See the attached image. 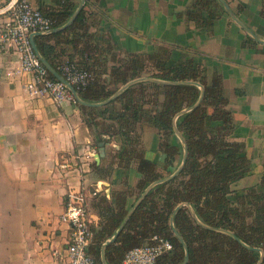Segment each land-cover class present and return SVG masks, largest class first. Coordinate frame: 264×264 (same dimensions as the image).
<instances>
[{
	"label": "trees",
	"instance_id": "1",
	"mask_svg": "<svg viewBox=\"0 0 264 264\" xmlns=\"http://www.w3.org/2000/svg\"><path fill=\"white\" fill-rule=\"evenodd\" d=\"M75 7L70 0H61L57 7L39 10L52 20L53 28H58L71 18ZM86 13L83 10L60 33L35 38L41 55L59 72L60 66L69 62L92 74L87 86L77 89L84 101L102 102L126 83L143 77L194 81L205 88L202 103L177 120L188 146L183 171L150 191L116 242L107 248L108 264H123L129 250L154 245V237L173 244V250L161 255L156 264H183L185 248L175 237L170 221L175 209L185 203L194 208L204 224L229 230L247 245L264 251V173L256 187L233 198L232 185L250 173L251 161L243 145L229 140L235 127L222 77L216 75L208 80L205 69L195 58L177 59L170 51L161 56L126 53L122 57L111 41L96 40ZM223 15L225 11L217 0H195L184 13L186 20L199 30L212 28ZM200 95V88L194 85L140 82L103 107L77 104L96 147L113 138H120L122 143V148L112 156L110 167L93 164L97 178L110 179L115 164L124 169L136 164L141 176L135 187L137 200L150 184L172 174L183 155L174 133V118L196 104ZM143 125L162 134L160 149L165 156L162 165L146 157ZM177 158L179 164L174 167ZM132 192L130 188L113 192L110 198L102 192L89 203L91 213L99 218L98 225L93 226L89 248L96 264H102L103 244L127 217ZM174 226L188 247V264H257L260 259V252L245 248L231 236L200 226L186 206L176 214Z\"/></svg>",
	"mask_w": 264,
	"mask_h": 264
},
{
	"label": "crops",
	"instance_id": "2",
	"mask_svg": "<svg viewBox=\"0 0 264 264\" xmlns=\"http://www.w3.org/2000/svg\"><path fill=\"white\" fill-rule=\"evenodd\" d=\"M28 1L38 9L61 2ZM70 1L75 8L80 3ZM194 1L87 0L83 10L96 40L111 41L122 57L170 51L177 59L195 58L208 80L222 77L235 127L229 140L243 145L251 161L250 173L232 185L236 199L256 187L264 173V43L251 38L226 13L212 28L197 29L184 16ZM227 1L264 41V0ZM7 2L0 0V10ZM19 66L18 54L0 50V264H65L53 250L62 253L67 246L69 228L61 215L69 189L92 191L99 186L109 190L110 198L113 192L130 188L132 208L141 176L136 164L129 169L115 164L112 177L99 180L93 172L99 145L94 144L79 104H56L48 96L29 95L28 77L18 74ZM141 130L146 157L162 165V134L148 125ZM105 144V156L96 164L107 168L122 143L113 138ZM93 216L97 226L99 218Z\"/></svg>",
	"mask_w": 264,
	"mask_h": 264
},
{
	"label": "built area",
	"instance_id": "3",
	"mask_svg": "<svg viewBox=\"0 0 264 264\" xmlns=\"http://www.w3.org/2000/svg\"><path fill=\"white\" fill-rule=\"evenodd\" d=\"M0 50H13L19 56L18 74L26 75V92L33 97H50L56 104L74 102L69 89L60 81L51 78L50 73L38 59L31 44L34 33H46L53 29V22L28 0H8L0 10ZM60 74L75 89L84 88L92 74L76 63L66 62L59 68ZM94 153L91 154V157ZM109 190L96 187L70 188L66 194L61 221L68 225L69 236L64 251L53 250L55 258L64 259L65 264H96L89 253L93 241L94 216L89 207L90 197H96ZM154 245L136 247L127 252L123 264H156L157 259L173 250V244L164 238L154 237Z\"/></svg>",
	"mask_w": 264,
	"mask_h": 264
},
{
	"label": "water",
	"instance_id": "4",
	"mask_svg": "<svg viewBox=\"0 0 264 264\" xmlns=\"http://www.w3.org/2000/svg\"><path fill=\"white\" fill-rule=\"evenodd\" d=\"M223 7L225 13L227 14V16L233 21L235 22L239 27H241L251 38H253L254 40H256L257 42H261L264 43L263 40H261L237 15L236 13L233 11V9L231 8L230 4L228 3L227 0H217ZM86 2L87 0H80V3L78 4L77 8L75 9L73 15L71 16V18L66 22V24H64L63 26H60L58 28H53L52 30L46 32V33H34L30 36L31 39V44L32 47L34 49L35 54L37 55L38 59L41 61V63L44 65V67L48 70V72L50 73V75L52 77H54L56 80L60 81L61 83H63L71 92V94L73 95L75 102L78 103L81 106L84 107H89V108H99V107H103L107 104H109L110 102L114 101L115 99H117L125 90H127L128 88H130L131 86L140 83V82H154L157 84H161V85H194L200 88L201 90V95L199 97V100L197 101L196 104H194L192 107L190 108H186L184 110H182L181 112H179L175 118H174V133H175V137L178 140V142L182 145L183 148V155H182V160L179 164V166L177 167V169L170 174L169 176H166L165 178L156 181L152 184H150L145 190L144 192L140 195V197L137 199V201L134 203V205L132 206V208L130 209L127 217L125 218L124 222L122 223V225L119 227V229L115 232V234L108 239L102 246V250H101V260H102V264H108L107 259H106V251L107 248L114 244L118 238V236L120 235V233L124 230L128 220L130 219V217L132 216V214L136 211V209L141 205V203L144 201V199L147 197V195L150 193V191L152 189H154L156 186L166 183L170 180H173L174 178H176L177 176H179L181 174V172L183 171L185 165H186V161L188 158V146H187V142L185 140V138L183 137L182 133L180 132V130L177 127V120L178 118H180L181 116L189 113L190 111H192L193 109L197 108L203 101L204 97H205V88L204 86H202L200 83L198 82H194V81H164V80H159V79H155V78H149V77H143V78H138L135 80H132L128 83H126L125 85H123L114 95H112L110 98L102 101V102H97V103H91V102H86L84 101L78 91L75 89V87L70 84L63 75L60 74V72L58 70H56L53 66H51L49 64V62H47V60L41 55L36 43H35V38L37 36H46V35H50V34H56V33H60L64 30H66L67 28H69L77 19V17L81 14V12L83 11V9L86 6ZM105 147L106 144L105 143H100L99 144V153L95 156V161L96 163H100L101 159L105 156ZM108 186V184L106 185ZM186 206L190 213L191 216L193 217V219L202 227L212 230V231H216V232H220V233H224L227 234L229 236H231L232 238H234L238 243H240L241 245H243L245 248L252 250V251H257L260 252L261 256L260 259L258 261L257 264H261L263 262L264 259V251L260 248H254L251 247L249 245H247L246 243H244L235 233L229 231V230H225V229H221V228H213L210 227L206 224H204L199 217L197 216L194 208L188 204H181L179 205L172 217H171V227L174 231L175 237L179 240V242L184 246L185 248V260L183 262V264H188L189 262V250L188 247L186 245V243L184 242L183 238L181 237V235L179 234V232L176 230L175 226H174V219L176 214L178 213V211L183 207Z\"/></svg>",
	"mask_w": 264,
	"mask_h": 264
},
{
	"label": "rangeland",
	"instance_id": "5",
	"mask_svg": "<svg viewBox=\"0 0 264 264\" xmlns=\"http://www.w3.org/2000/svg\"><path fill=\"white\" fill-rule=\"evenodd\" d=\"M150 158H151V155H150ZM178 162H179V158H177V161H176L174 167H176L179 164ZM131 181H135L134 174H132V176H131Z\"/></svg>",
	"mask_w": 264,
	"mask_h": 264
}]
</instances>
